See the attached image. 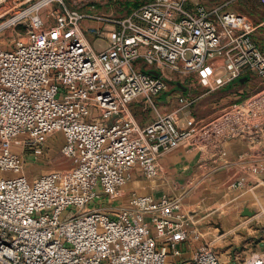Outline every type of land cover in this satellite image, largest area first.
Segmentation results:
<instances>
[{
  "label": "built area",
  "instance_id": "1",
  "mask_svg": "<svg viewBox=\"0 0 264 264\" xmlns=\"http://www.w3.org/2000/svg\"><path fill=\"white\" fill-rule=\"evenodd\" d=\"M233 1L145 0L112 18L93 6L39 0L0 24L27 21L25 37L0 44V264H225L207 244L183 260L181 245L202 234L182 198L113 201L135 167L155 179L165 152L223 144L264 121V88L210 120L192 112L198 86L214 92L253 73L264 83V51L254 38L264 23L228 10ZM54 4L47 17L33 14ZM90 34L106 37L107 47L96 50ZM178 82L187 88L176 97L180 106L163 112L158 97ZM134 102L154 120L140 125ZM56 134L72 165L30 177L16 146L36 148ZM231 186L243 189L246 178Z\"/></svg>",
  "mask_w": 264,
  "mask_h": 264
},
{
  "label": "crops",
  "instance_id": "2",
  "mask_svg": "<svg viewBox=\"0 0 264 264\" xmlns=\"http://www.w3.org/2000/svg\"><path fill=\"white\" fill-rule=\"evenodd\" d=\"M197 1L206 6L215 5L209 0ZM261 23L264 20L256 22ZM261 28L264 24L255 31L254 38L264 51V42L257 34ZM254 77L258 75L253 73L245 83L238 81L214 92L198 86L194 91L197 101L192 107L193 115L207 121L220 112L216 110L219 106L244 102L250 96L248 88H257ZM184 92L176 86L161 94L158 97L161 110H176L180 106L176 97ZM216 96L219 97L213 99ZM206 101L209 107L204 108ZM134 106H141L144 111L149 109L143 102H134L131 108ZM198 107L212 113L198 116L195 114ZM151 121L137 120L142 126ZM180 125L185 126L183 113ZM31 150L28 148L27 154L35 155ZM158 163L160 173L155 179L147 178L140 167H135L121 189V196L113 201L114 206H127L135 195L149 194L158 199L163 196L180 197L183 211L189 214L202 234L198 239L191 235L181 245L183 260L192 258L196 250L210 239L229 244L231 248L234 245L241 247V258L237 256V262L225 261V264H252L264 259V121L223 144L180 145L165 152ZM242 177L246 178V186L243 189L233 188L231 185Z\"/></svg>",
  "mask_w": 264,
  "mask_h": 264
},
{
  "label": "rangeland",
  "instance_id": "3",
  "mask_svg": "<svg viewBox=\"0 0 264 264\" xmlns=\"http://www.w3.org/2000/svg\"><path fill=\"white\" fill-rule=\"evenodd\" d=\"M39 0H11L7 2L5 5H3L2 8H0V13L8 8H11L12 6L20 3L17 7H14L9 12H7L5 15H3L0 18V24L3 22L8 21L11 17H13L15 14L33 6L35 3H37ZM212 4L218 5L221 3L226 2L227 0H209ZM66 4L69 7L77 8L82 11H88L92 8V6L95 8L94 10L112 17V18H123L127 16L129 13H131L135 8H138L140 5H142L145 0H65ZM58 5H49L44 6L43 8L39 9L38 11H35L33 14L39 13L41 15H44L47 17L50 13L53 12V10H57ZM228 10H235L238 12H241L248 17H250L255 23L261 22L264 20V3H261L258 0H234L227 8ZM54 10V11H55ZM52 21V19H51ZM26 22L27 21H21L17 24H10L6 27H4L2 30H0V44L4 47H11V45L18 40L19 38H23L26 36ZM258 37L264 42V28H261L257 32ZM90 41L93 44L94 48L96 50H101L107 47L108 40L106 37H95L93 35H89ZM254 82L257 84V88L254 89V87L248 88V92H250V96L263 89L264 83L259 77H254ZM161 96V95H160ZM249 96V97H250ZM219 96L214 97L213 99H217ZM204 108L209 107L208 102H204ZM230 106V103L224 104L219 106L216 110H223ZM144 107V106H143ZM195 108V107H194ZM203 108L198 107V110H196V115L198 116H206L207 114H211V112H207L202 110ZM202 110L201 113L198 111ZM131 112L133 115L137 118L138 121H143V119L146 120H154L156 117L155 113L152 111V109H148L144 111L141 106H134L133 109L131 108ZM195 112V111H194ZM63 136L61 134L52 135L48 138V140L42 144L36 146V148H30L32 149L30 152L35 153V155H28L26 151H20L22 148L16 146L18 151L23 155L24 157V172L29 175L30 177H37L41 174L50 172L52 170L56 169H65L69 168L72 165V160L61 152V147L63 145ZM98 205L100 203L97 202ZM96 203L91 204V206H96ZM70 213L78 214L79 212L73 208L70 210ZM233 238H229L231 241ZM209 245L213 250L218 252L220 255L222 261L225 263V261L228 262H237L236 257L242 256V249L241 247H237V245H234L233 248L229 244H224L220 241L213 242L211 239L206 243ZM186 261V260H185ZM197 264V262L188 260L187 264ZM178 264H183V262H178Z\"/></svg>",
  "mask_w": 264,
  "mask_h": 264
},
{
  "label": "water",
  "instance_id": "4",
  "mask_svg": "<svg viewBox=\"0 0 264 264\" xmlns=\"http://www.w3.org/2000/svg\"><path fill=\"white\" fill-rule=\"evenodd\" d=\"M149 72H150L151 74H153L154 76H159V72L156 71V70H151V71H149ZM247 80H248V77L246 76V77L241 78V79L239 80V82H241V83H245ZM177 84H178V87H179L180 89H182V90H184V91H187L186 86H184L181 82H178Z\"/></svg>",
  "mask_w": 264,
  "mask_h": 264
},
{
  "label": "bare ground",
  "instance_id": "5",
  "mask_svg": "<svg viewBox=\"0 0 264 264\" xmlns=\"http://www.w3.org/2000/svg\"><path fill=\"white\" fill-rule=\"evenodd\" d=\"M3 26H4V24H3Z\"/></svg>",
  "mask_w": 264,
  "mask_h": 264
},
{
  "label": "trees",
  "instance_id": "6",
  "mask_svg": "<svg viewBox=\"0 0 264 264\" xmlns=\"http://www.w3.org/2000/svg\"><path fill=\"white\" fill-rule=\"evenodd\" d=\"M248 80H249V78H248Z\"/></svg>",
  "mask_w": 264,
  "mask_h": 264
}]
</instances>
